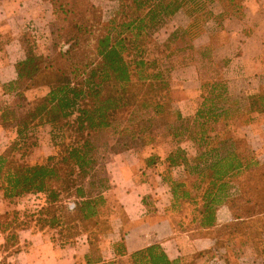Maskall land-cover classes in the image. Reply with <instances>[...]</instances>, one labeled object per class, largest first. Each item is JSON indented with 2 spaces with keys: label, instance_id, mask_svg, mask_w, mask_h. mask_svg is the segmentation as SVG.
Here are the masks:
<instances>
[{
  "label": "trees",
  "instance_id": "trees-1",
  "mask_svg": "<svg viewBox=\"0 0 264 264\" xmlns=\"http://www.w3.org/2000/svg\"><path fill=\"white\" fill-rule=\"evenodd\" d=\"M42 1L48 2L53 11L54 22L50 29L52 56L43 60L31 52L25 53L24 59L14 66L15 81L7 84L12 86L11 89L4 90L7 94L20 97L39 75H47L50 82L47 94L36 101L33 110L25 111L20 118H13L15 123L11 130L16 139L0 155V190L7 201L25 195L43 200L45 195L46 202L53 204L57 202L59 192L62 193L54 185H58L60 190H69V186H75V175L90 178L95 166L92 153L96 150L97 141L94 139L98 136L113 138L119 148L116 154L126 152L130 143L144 144L151 139L154 122L164 114L169 96L167 72L159 68V60L151 58L148 50L153 33L167 19L183 13L188 26L172 33L167 46H162L164 50L159 54L162 57L168 45L179 39L181 55L191 56L196 52L193 43L197 39L199 26L203 28L209 22L217 23L223 16L230 19L242 17L244 7L242 0H108L117 4V9L108 20H104L101 9L89 0ZM221 3L224 4L221 13L214 15L211 7ZM197 53L204 57L209 53V48ZM201 90H205L203 102L193 120L186 121L178 113L171 114L178 123L177 127L172 126L168 130V136L173 141L189 130L184 125L190 123L193 132L187 139L207 147L211 141L208 134L219 119L226 120L232 114L240 113L247 117L244 125H248L256 118L264 117L263 89L250 95L244 92L246 105L236 109L232 106L237 105L236 101L231 100L229 89L221 80L203 83ZM5 114L12 116L14 113L9 108L0 113L1 128L8 131ZM41 125L51 127L53 148L57 152L41 166L17 165L13 152L24 148L28 133ZM194 131L195 137L199 136L198 140L190 137ZM180 156L181 149H176L174 155L168 158V168L187 167V158ZM152 165L153 162L148 160L146 168ZM205 165L206 171L210 172L211 187L201 197L202 205L198 211L200 228H213L216 208L226 203L235 219L232 224L242 223L249 214L248 209L245 216L234 215L232 205H229L232 198L226 192L230 180L239 175L243 168L241 161L234 153H227L226 156L216 155L206 159ZM252 165L260 166L258 162ZM164 183L170 189L171 202H176L179 198L176 190L183 189L184 184L172 179L164 180ZM92 184L87 185L91 188ZM109 189L107 185L94 196L82 194L81 188L74 189L75 197L81 201L77 206L73 204L69 210L79 216V223L91 220L93 226L99 224L95 207L104 204L102 194ZM181 199L196 203V199L190 198L185 190L181 193ZM253 204L251 201L244 203L249 207ZM243 211L237 209L239 214ZM256 211H250V217L261 215L264 205ZM232 224L220 228L218 237L223 240L227 239L226 235L236 236L242 240V244L250 242L255 246L253 234L247 230L239 231L237 225ZM221 229L225 231L221 232ZM100 231L98 238L104 235ZM87 232L86 228L69 242L64 238L62 241V235L51 237V240L55 244L68 246L84 235L90 248H96V242ZM16 249L15 254L21 247ZM132 260L133 264H176L170 262L158 246L133 254Z\"/></svg>",
  "mask_w": 264,
  "mask_h": 264
},
{
  "label": "rangeland",
  "instance_id": "rangeland-1",
  "mask_svg": "<svg viewBox=\"0 0 264 264\" xmlns=\"http://www.w3.org/2000/svg\"><path fill=\"white\" fill-rule=\"evenodd\" d=\"M89 1L101 9L104 20H108L117 9V4L108 0ZM241 2L244 7L242 17L230 19L231 17L223 16L216 21L217 23L209 22L203 28L199 26L197 39L193 43L196 52L191 56L181 55L179 39L168 45L162 57L159 54L164 50L162 46H167L168 38L172 33L179 32L188 26V20L183 13L180 12L167 19L153 33L148 42V50L150 57L159 60V68L167 72L166 75L169 77L168 101L164 114L154 122L151 139L144 144L130 143L127 151L139 155V160L142 162L141 170L146 167L147 161L151 160L153 165L150 169L155 168L157 171L152 172L153 175L159 173L164 176V180L172 179L184 184L183 189L176 190L179 198L176 202H171L168 212L171 216L168 214L167 216L174 217V221L181 224V230L185 231L193 230L194 224L198 223V211L202 205L201 197L211 187L210 172L206 171L205 160L216 155L226 156L227 153L237 155L243 168L239 175L230 180L226 192L232 198L229 205H232L234 215L245 216L248 209L249 217L247 216L242 223L232 225H237L239 231L240 229L249 231L254 235L252 241L255 246L264 248V212L250 217L252 213L250 211L257 213L256 210L264 205V117L256 118L248 125H244L247 117L240 113H234L226 120L219 119L218 124L211 127L213 131L208 134L211 141L207 147L187 139L190 132H193L190 123L184 125L189 130L181 138L173 141L168 136L169 127L178 126L173 114H180L186 121L193 120L203 102L205 93V90H201L203 83L218 79L227 85L231 100L237 103L232 105L233 109L238 106L244 108L246 105L247 96L243 89L247 86L250 89H256L258 85H261L264 91V47L259 56L261 68L254 72V76L245 77L246 74L242 71H248V67L241 59L247 37L258 25L259 16L264 15V0H242ZM250 5H258L259 12L251 15ZM223 7L222 3L214 4L211 11L214 15H219ZM53 22L52 7L46 1L0 0V51L17 61L24 59L25 53L29 52L35 57L48 60L52 56L50 29ZM218 24L220 27H217ZM205 48H209V53L200 57L197 52ZM49 82L47 75H39L20 97L12 94L9 99L4 100L5 105L0 106V113L8 108L14 113L12 116L5 114L8 131L4 132L9 139L6 149L16 139L11 130L15 123L13 118H20L25 111L33 110L36 101L47 94ZM11 87L5 85L3 89H11ZM177 104H181V110ZM51 131L48 125L33 128L28 133L26 146L20 151L13 152L17 165L27 167L44 165L46 160L57 152L53 148ZM104 136L94 139L97 141L96 150L92 153L95 166L90 178L75 175V186H69V190H60L58 185H54L57 191H62V193L59 192L56 203H47L45 195L43 200L25 195L19 199L7 201L3 198V191L0 190V264H18L15 252L18 233L21 231L30 229L45 231L53 238L56 235H62V241L64 238L69 242L75 234L82 233L87 228V233L97 245L101 243L103 236L111 231V224H113L111 219L116 214V206L108 202L105 198L106 193L102 194L104 204L95 207L97 218H99V224L95 226L91 220L79 223V216H75L74 211L69 210L73 204L77 206V203L81 201L75 197L76 187L83 190L82 194L90 193L94 196L108 185L104 170L111 156L119 152V148L113 138ZM190 137L199 139V136L195 137V131ZM176 149H181L180 157H186L189 162L187 167L181 166L179 170L168 168V158L174 155ZM21 155L24 157L20 161ZM254 162H258L260 166L254 167L252 165ZM89 183H93V187L89 188L87 185ZM184 190L190 194V198L196 199L195 204L190 199H181V193ZM161 191L160 194L163 196L167 188L164 187ZM250 201L254 203L251 207L244 205L245 202ZM237 209L244 211L239 214ZM98 231L104 234L100 238L97 236ZM226 240L228 239H223V243Z\"/></svg>",
  "mask_w": 264,
  "mask_h": 264
},
{
  "label": "crops",
  "instance_id": "crops-1",
  "mask_svg": "<svg viewBox=\"0 0 264 264\" xmlns=\"http://www.w3.org/2000/svg\"><path fill=\"white\" fill-rule=\"evenodd\" d=\"M255 6H249L251 15L259 12V6ZM259 17L258 25L243 46L241 59L248 67V71H242L245 77L254 76L261 68L259 56L264 47V15ZM17 62L0 51V106L11 97L3 88L15 81ZM260 87L250 89L247 86L243 90L250 95L258 93ZM177 107L181 110V104ZM8 142L0 125V155ZM141 163L139 155L131 151L114 154L108 161L104 177L110 189L105 198L116 206V214L111 219L113 229L103 236L96 248H90L86 236L78 238L72 245L61 246L45 232L30 229L18 233L17 247H21L15 254L18 264H133V254L153 246H158L167 259L176 264H264L263 247L250 242L242 244L236 236L226 235V243L218 237L220 228L235 223L227 203L216 208L213 228L204 230L197 223L193 230H181V224L168 214L172 197L164 176L153 175L152 172H157L155 168L141 170ZM164 187L167 192L162 196Z\"/></svg>",
  "mask_w": 264,
  "mask_h": 264
}]
</instances>
